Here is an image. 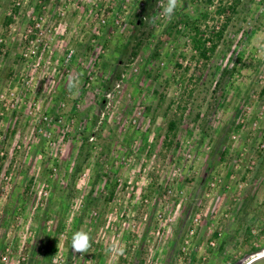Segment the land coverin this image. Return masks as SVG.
<instances>
[{
	"label": "rangeland",
	"instance_id": "rangeland-1",
	"mask_svg": "<svg viewBox=\"0 0 264 264\" xmlns=\"http://www.w3.org/2000/svg\"><path fill=\"white\" fill-rule=\"evenodd\" d=\"M230 2L181 0L168 21L167 0H0V264H246L264 249V0L217 13ZM183 14L215 30L230 16L207 60Z\"/></svg>",
	"mask_w": 264,
	"mask_h": 264
},
{
	"label": "trees",
	"instance_id": "trees-1",
	"mask_svg": "<svg viewBox=\"0 0 264 264\" xmlns=\"http://www.w3.org/2000/svg\"><path fill=\"white\" fill-rule=\"evenodd\" d=\"M210 2L211 0H207ZM241 4V0H231L230 4H222L219 5L217 9L218 14L224 13L226 10L230 9V12L234 13L237 11V7ZM206 17V14L201 15L199 18L190 19L187 15L183 14L179 17L178 21L182 22L185 29L188 31V36L190 38L191 49L193 50L192 57L196 58L198 61L201 59L207 60L210 57V54L214 52L216 47L218 46L219 41L223 37V33L227 23L230 19V16L226 18L225 22L221 24L216 30L215 26L209 27L208 25L204 24L203 21ZM203 20V21H202ZM204 26V27H203ZM135 46H139V42L136 41ZM177 66H180L175 63ZM227 71V70H225ZM223 75H220V77ZM220 77L215 80L214 87L220 85ZM262 92H264V85L262 87ZM185 106L181 107L182 112L185 110ZM199 117V113L195 115V119ZM177 127L176 120H169L168 122V132H171L172 135H175V129ZM83 135V133H82ZM84 139L87 140L86 136H83ZM82 142L81 145H83Z\"/></svg>",
	"mask_w": 264,
	"mask_h": 264
},
{
	"label": "clouds",
	"instance_id": "clouds-1",
	"mask_svg": "<svg viewBox=\"0 0 264 264\" xmlns=\"http://www.w3.org/2000/svg\"><path fill=\"white\" fill-rule=\"evenodd\" d=\"M181 0H167L166 5L163 6V17L167 18L168 21H171L175 15V11L180 5ZM82 74L78 73L73 76L68 84V89L71 91L74 88H77L80 83V78ZM91 247V236L88 232L83 230H77L72 234L71 238V249L75 253L84 254L87 253L89 248ZM109 251H116L119 255L124 254V249L116 248L115 246H111ZM264 259V251L253 254V256L248 261V264H255L256 261H260Z\"/></svg>",
	"mask_w": 264,
	"mask_h": 264
},
{
	"label": "water",
	"instance_id": "water-1",
	"mask_svg": "<svg viewBox=\"0 0 264 264\" xmlns=\"http://www.w3.org/2000/svg\"><path fill=\"white\" fill-rule=\"evenodd\" d=\"M246 264H248V262ZM255 264H264V259H262L260 261H256Z\"/></svg>",
	"mask_w": 264,
	"mask_h": 264
},
{
	"label": "bare ground",
	"instance_id": "bare-ground-1",
	"mask_svg": "<svg viewBox=\"0 0 264 264\" xmlns=\"http://www.w3.org/2000/svg\"><path fill=\"white\" fill-rule=\"evenodd\" d=\"M262 251H264V249H263ZM262 251H261V252H262ZM259 253H260V252H259ZM257 254H258V253H257Z\"/></svg>",
	"mask_w": 264,
	"mask_h": 264
}]
</instances>
